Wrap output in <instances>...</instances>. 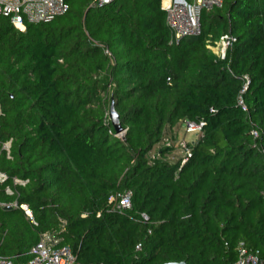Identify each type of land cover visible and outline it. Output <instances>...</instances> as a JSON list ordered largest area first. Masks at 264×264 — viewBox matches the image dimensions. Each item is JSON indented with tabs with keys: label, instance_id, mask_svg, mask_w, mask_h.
<instances>
[{
	"label": "trees",
	"instance_id": "obj_1",
	"mask_svg": "<svg viewBox=\"0 0 264 264\" xmlns=\"http://www.w3.org/2000/svg\"><path fill=\"white\" fill-rule=\"evenodd\" d=\"M67 1L24 31L0 17V169L27 180L0 187V255L25 262L49 233L81 264H233L242 243L264 261V0L203 9L173 44L162 0ZM221 35L225 59L207 46ZM179 120L203 123L191 156L149 160Z\"/></svg>",
	"mask_w": 264,
	"mask_h": 264
},
{
	"label": "built area",
	"instance_id": "obj_2",
	"mask_svg": "<svg viewBox=\"0 0 264 264\" xmlns=\"http://www.w3.org/2000/svg\"><path fill=\"white\" fill-rule=\"evenodd\" d=\"M114 0H99V5H108ZM223 0H193L187 2L186 0H162V9L167 14V26L170 32V44L178 43L184 38L194 37L201 32L200 15L203 9H211L220 6ZM69 10V3L67 0H0V17H7L12 24L24 31L27 24L46 23L55 19L57 16L67 13ZM222 48L218 50L217 57L225 59L228 48L235 41L230 35L222 36ZM208 48L210 45H207ZM210 49V48H209ZM108 54H111L107 51ZM249 78L246 77V83L241 90L243 93L248 86ZM240 104L246 109L242 99ZM109 116V112L107 113ZM186 131L201 132L203 123H196L193 121H185ZM253 135L258 136V131L253 130ZM120 134H115L118 136ZM119 137V136H118ZM181 146L184 150V158L182 162H186L191 156V148L188 142H182ZM2 149L7 151L9 155V143L4 144ZM24 185L27 180L18 177L10 178V176L0 169V187L4 185V192L8 195H17V190L10 184ZM131 192H126L119 195H111L110 202H115L118 208H127L131 206ZM4 206H9L3 204ZM14 207L22 208L27 217L32 223H35L33 215L26 204L18 205L17 201L12 204ZM143 219L148 220V216L143 214ZM137 250L141 249L140 244L136 246ZM31 256L27 261L18 264H81L77 260V256L73 253L69 245L63 244V238L53 236L49 233L41 235L40 240L34 244L30 250ZM0 264H17L10 257L0 255ZM233 264H264L261 259L259 251L248 249L243 243L240 244L238 255Z\"/></svg>",
	"mask_w": 264,
	"mask_h": 264
},
{
	"label": "rangeland",
	"instance_id": "obj_3",
	"mask_svg": "<svg viewBox=\"0 0 264 264\" xmlns=\"http://www.w3.org/2000/svg\"><path fill=\"white\" fill-rule=\"evenodd\" d=\"M222 36L219 37H210L208 39V44L210 45V50L217 56L218 50L222 48ZM119 137H123V133H119ZM200 137L197 131L187 132L185 121L179 120L174 125H167L162 134L161 140L153 146V148L149 151L147 157L149 160L158 157L161 155L162 149H167V160L171 162H177L183 160L184 158V150L181 146L182 142L195 143ZM13 203H11L10 206Z\"/></svg>",
	"mask_w": 264,
	"mask_h": 264
},
{
	"label": "water",
	"instance_id": "obj_4",
	"mask_svg": "<svg viewBox=\"0 0 264 264\" xmlns=\"http://www.w3.org/2000/svg\"><path fill=\"white\" fill-rule=\"evenodd\" d=\"M109 116L112 121V125L115 128L116 133H122L124 129L122 128L120 124V116L119 113L117 112L115 108V102L112 101L110 105V110H109ZM12 206H5V208L10 209ZM164 264H188L186 261H179V262H166Z\"/></svg>",
	"mask_w": 264,
	"mask_h": 264
}]
</instances>
